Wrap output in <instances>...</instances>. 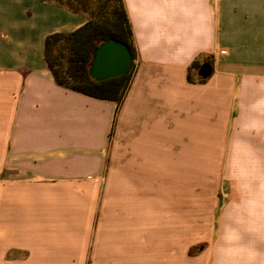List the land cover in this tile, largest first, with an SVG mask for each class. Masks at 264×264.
Wrapping results in <instances>:
<instances>
[{"label":"crops","instance_id":"1","mask_svg":"<svg viewBox=\"0 0 264 264\" xmlns=\"http://www.w3.org/2000/svg\"><path fill=\"white\" fill-rule=\"evenodd\" d=\"M122 1L117 105L44 61L84 17L0 0V264H264V0Z\"/></svg>","mask_w":264,"mask_h":264},{"label":"trees","instance_id":"2","mask_svg":"<svg viewBox=\"0 0 264 264\" xmlns=\"http://www.w3.org/2000/svg\"><path fill=\"white\" fill-rule=\"evenodd\" d=\"M81 15L85 23L69 33H51L44 39V61L56 85L95 99L119 105L129 86L135 57L130 24L122 0H40ZM107 39L126 45L131 64L119 77L94 81L88 65L94 48ZM199 67L194 61L190 72Z\"/></svg>","mask_w":264,"mask_h":264},{"label":"water","instance_id":"3","mask_svg":"<svg viewBox=\"0 0 264 264\" xmlns=\"http://www.w3.org/2000/svg\"><path fill=\"white\" fill-rule=\"evenodd\" d=\"M130 64L131 55L126 45L107 39L94 48L88 65V76L97 82L119 77L127 72ZM211 71V65L204 62L199 66L197 76L205 80Z\"/></svg>","mask_w":264,"mask_h":264},{"label":"rangeland","instance_id":"4","mask_svg":"<svg viewBox=\"0 0 264 264\" xmlns=\"http://www.w3.org/2000/svg\"><path fill=\"white\" fill-rule=\"evenodd\" d=\"M4 180H8V173H3L2 175H0V182L4 181ZM208 182H212V175H206V185ZM209 195L206 194V205H205V222H204V228H212V221H207V214L209 213L211 207V204H209ZM190 228L195 229V223L192 222L190 223Z\"/></svg>","mask_w":264,"mask_h":264}]
</instances>
